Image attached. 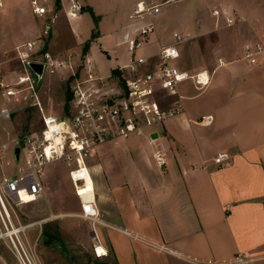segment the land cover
Masks as SVG:
<instances>
[{
    "label": "crops",
    "instance_id": "1",
    "mask_svg": "<svg viewBox=\"0 0 264 264\" xmlns=\"http://www.w3.org/2000/svg\"><path fill=\"white\" fill-rule=\"evenodd\" d=\"M61 1L66 20L81 17L69 18L70 0L68 6ZM83 1L98 16L101 31L102 13ZM208 5L210 17L197 19L195 33L177 28L166 38L159 33V17L160 45L155 49L153 34L144 49L154 54L173 41L174 32L190 31L193 38L180 45L179 63L190 43L193 68L202 69L199 37L217 31L218 38L207 41L215 64L208 88L199 92L184 82L181 112L145 134L103 143L88 160L90 174L76 171L86 181L78 191L85 210L99 211L96 218L86 217L94 222V248L99 235L110 264H264V0H209ZM128 24L113 32L119 41ZM247 44L263 47L255 63L246 57ZM175 100L169 97L167 105ZM207 114L213 121L200 123ZM159 142L167 147L164 167L154 157ZM219 152L230 154L229 166L214 161ZM8 249L0 241V264H10L6 254L14 259Z\"/></svg>",
    "mask_w": 264,
    "mask_h": 264
},
{
    "label": "built area",
    "instance_id": "2",
    "mask_svg": "<svg viewBox=\"0 0 264 264\" xmlns=\"http://www.w3.org/2000/svg\"><path fill=\"white\" fill-rule=\"evenodd\" d=\"M180 0H138L129 13V24L122 30V39L129 59L117 64L108 73H102L89 55L79 64L76 55L62 57L56 55L37 41L28 40L15 46V57L21 68L12 80L2 78L0 86L7 98L21 96L29 98L38 106L42 115V126L32 131L11 148L12 159L19 162L18 170L12 173H0V241L4 242L14 255L17 264H46L39 249V239L43 223L47 218L22 221L18 208L22 204L36 201L46 193L45 168L55 161H65L70 167V176L74 186H84L86 181L76 176V171L85 168L89 172L88 160L92 158L103 143L127 138L133 133L145 134L147 129L163 124L183 108L184 95L180 86L190 81L202 92L211 84L212 74L205 69L190 70L180 65V45L191 40L190 31H176L173 41L161 44L156 53L144 51L150 37L157 32V21L166 5ZM2 5V2H0ZM33 11L39 16L50 15L55 21L57 12L51 8L48 0H31ZM80 0H70L67 10L69 18H77L82 10ZM214 14L219 11L214 9ZM232 22L231 18L227 19ZM51 24H46V31ZM246 57L250 62L257 61L256 54L263 50L261 44L245 46ZM223 62L222 59L219 60ZM31 62L43 64L40 75L31 66ZM46 70L54 73L68 71V100L66 115L46 112L37 91V86ZM175 96L172 105H167L169 97ZM8 108L1 110V116L10 115ZM213 115H203L200 123L208 125ZM20 147L19 157L16 147ZM10 148L8 143L0 145V156ZM154 157L159 166L167 164V147L163 142L155 146ZM214 161L220 168L231 164L228 152H219ZM10 161H8L9 163ZM82 213L85 217L96 218L97 212L85 210L83 200ZM29 199V200H28ZM94 201L96 204L95 192ZM97 206V204H96ZM39 227L36 238L30 230ZM98 257L109 254L108 248L98 235L95 246ZM242 263L245 260H241Z\"/></svg>",
    "mask_w": 264,
    "mask_h": 264
},
{
    "label": "rangeland",
    "instance_id": "3",
    "mask_svg": "<svg viewBox=\"0 0 264 264\" xmlns=\"http://www.w3.org/2000/svg\"><path fill=\"white\" fill-rule=\"evenodd\" d=\"M84 3L83 0H81ZM136 0H88L95 5L98 13H102L101 31L91 13L90 7L81 12V17L66 20V9L58 8L56 0H48L56 9V21L49 15L39 16L32 8L31 0H0V81L2 78L12 80L20 71V64L15 57V46L28 40L37 41L56 55L72 57L77 64L88 55L102 73H108L113 66L129 59V53L124 44H119L114 31L120 32V27L129 23V12ZM209 0H180L166 5L160 16L162 26L159 33L169 37L174 29H190L197 32V19L204 15L210 17ZM66 5H69L67 0ZM51 28L46 31V24ZM97 26V27H96ZM200 36L201 47L198 45V57L204 67L211 70L212 48L207 41L217 37V31H211ZM117 32V33H118ZM210 34V35H209ZM94 35V36H93ZM155 49L159 47L158 34ZM218 38V37H217ZM210 39V40H209ZM196 40V38H195ZM90 41V47L85 52V45ZM189 47L190 43L186 44ZM186 47L184 61L180 65L191 70L195 63L189 57ZM210 47V48H209ZM141 53H145L141 51ZM68 71L50 72L46 70L43 79L37 86L39 98L47 111L66 115L68 99ZM190 82V81H187ZM3 108H8V116H0V145L8 143L10 148L0 156V173H12L18 170L19 162L12 159V147L17 140L22 139L32 131L42 126V115L38 106L29 98L15 96L7 98L2 94L0 86V114ZM136 134V133H133ZM132 134V135H133ZM8 161H10L8 163ZM46 193L38 200L22 204L18 208L21 220L28 222L43 219L55 214L42 225L39 239V249L46 264H104L107 261L95 253L94 222L83 216L80 198L70 176V167L65 161L49 163L45 168ZM39 227L32 228L30 234L36 238ZM9 250V249H8ZM10 251V250H9ZM11 252V251H10ZM10 264H17L6 254Z\"/></svg>",
    "mask_w": 264,
    "mask_h": 264
},
{
    "label": "trees",
    "instance_id": "4",
    "mask_svg": "<svg viewBox=\"0 0 264 264\" xmlns=\"http://www.w3.org/2000/svg\"><path fill=\"white\" fill-rule=\"evenodd\" d=\"M56 4H57V7L60 8L61 7V0H56ZM91 13L96 21V24H98V16L94 13L93 10H91ZM94 36V35H93ZM90 47V41L85 45V52L88 51V48ZM66 95H67V99L69 100L70 97H71V93L69 91V89L66 90ZM104 264H110L108 262L104 263Z\"/></svg>",
    "mask_w": 264,
    "mask_h": 264
},
{
    "label": "water",
    "instance_id": "5",
    "mask_svg": "<svg viewBox=\"0 0 264 264\" xmlns=\"http://www.w3.org/2000/svg\"><path fill=\"white\" fill-rule=\"evenodd\" d=\"M31 66L33 67V69L35 71H37L40 75L43 72V64L42 63H37V62H31ZM17 157H19V153H20V147H16L15 149Z\"/></svg>",
    "mask_w": 264,
    "mask_h": 264
}]
</instances>
